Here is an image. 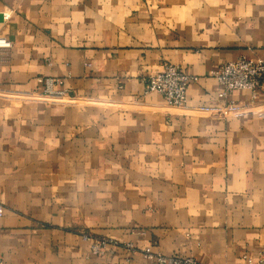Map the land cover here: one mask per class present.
<instances>
[{
	"label": "crops",
	"instance_id": "crops-1",
	"mask_svg": "<svg viewBox=\"0 0 264 264\" xmlns=\"http://www.w3.org/2000/svg\"><path fill=\"white\" fill-rule=\"evenodd\" d=\"M0 36V264L258 263L264 92L223 98L211 73L264 58V0H0ZM170 62L200 77L186 106L147 91Z\"/></svg>",
	"mask_w": 264,
	"mask_h": 264
},
{
	"label": "built area",
	"instance_id": "built-area-1",
	"mask_svg": "<svg viewBox=\"0 0 264 264\" xmlns=\"http://www.w3.org/2000/svg\"><path fill=\"white\" fill-rule=\"evenodd\" d=\"M12 42L6 37L0 36V46L10 47ZM222 85L220 96L228 98L236 90H247L253 99H256L258 92H264V58H250L246 55L229 60L211 73ZM199 75L188 73L183 66L167 63L164 68L156 73L149 75L146 80L147 91H155L163 95L165 101L173 106H186L188 101V89L192 82L199 80ZM42 81V78H40ZM44 81V92L48 96L60 98L66 94V90L60 88L63 84L62 79L46 78ZM58 85L59 88H55ZM201 109L212 111L213 113L233 112L236 115L243 114V105L235 101H228L220 106H201ZM3 205L0 203V214ZM84 238L91 240L93 254L105 255L109 251L121 244L120 241L106 236H94L89 232L83 234ZM130 251H135L132 242L124 243ZM146 255L157 264H206L194 256L190 255H166L147 251ZM247 264H256L252 256H247ZM257 264H264V253L259 258Z\"/></svg>",
	"mask_w": 264,
	"mask_h": 264
},
{
	"label": "water",
	"instance_id": "water-1",
	"mask_svg": "<svg viewBox=\"0 0 264 264\" xmlns=\"http://www.w3.org/2000/svg\"><path fill=\"white\" fill-rule=\"evenodd\" d=\"M1 17H2V15H1Z\"/></svg>",
	"mask_w": 264,
	"mask_h": 264
}]
</instances>
